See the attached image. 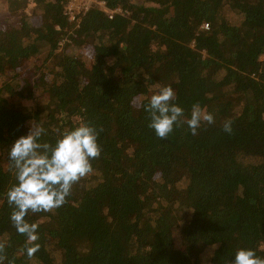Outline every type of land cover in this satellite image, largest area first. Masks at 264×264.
I'll return each instance as SVG.
<instances>
[{
  "label": "trees",
  "instance_id": "1",
  "mask_svg": "<svg viewBox=\"0 0 264 264\" xmlns=\"http://www.w3.org/2000/svg\"><path fill=\"white\" fill-rule=\"evenodd\" d=\"M35 2V15L0 25L4 264H231L240 248L264 258V0H105L122 9L114 18L95 4L75 19L67 0ZM79 47L92 48L90 65ZM168 85L181 121L199 103L215 122L158 138L136 101ZM81 120L100 132L101 155L66 204L26 216L39 226L29 259L6 198L10 146L32 121L55 143Z\"/></svg>",
  "mask_w": 264,
  "mask_h": 264
},
{
  "label": "clouds",
  "instance_id": "2",
  "mask_svg": "<svg viewBox=\"0 0 264 264\" xmlns=\"http://www.w3.org/2000/svg\"><path fill=\"white\" fill-rule=\"evenodd\" d=\"M176 92L171 85L161 86L151 95L148 103L136 101L150 115L148 127L160 139H167L178 123H187L191 134L196 135L202 124L210 125L215 117L199 103L191 108L190 118L181 121L185 109L173 103ZM60 133L55 143L42 142L45 129L36 121L30 122L29 131L10 146L8 159L15 170L17 183L6 193L12 208L10 220L18 234L25 236V252L29 259L39 250L38 225L26 220L31 213L54 212L67 203L73 186L94 172L92 161L99 158L102 147L100 132L86 121ZM102 131V130H101ZM223 131L233 132V121L223 124ZM6 260V242L0 241V264ZM11 264V262H10ZM231 264H264L251 248H240Z\"/></svg>",
  "mask_w": 264,
  "mask_h": 264
},
{
  "label": "rangeland",
  "instance_id": "3",
  "mask_svg": "<svg viewBox=\"0 0 264 264\" xmlns=\"http://www.w3.org/2000/svg\"><path fill=\"white\" fill-rule=\"evenodd\" d=\"M36 5L37 4L35 0H25L24 3L22 2L16 8V3H14L13 0H0V25L1 24L6 25L7 23L17 25L18 20L21 18V15L26 14L29 17L35 15V11L37 9ZM67 7H68V3L66 4V8ZM25 40L27 41V39H21L22 43ZM77 49H78L77 53L80 55V57H82V59L86 61L88 65H90L92 63V58H93V50H91L92 48L79 47ZM45 57H46L45 54H42L41 57L35 58L34 62H36L37 65H39L38 63L42 62L43 59H45ZM36 66L34 67L27 66L25 69V72L26 73L32 72V69L36 68ZM221 75H222V72H221ZM221 75L217 76V78L221 79L222 78ZM4 79H5L4 77L1 78V80H4ZM42 90H43L42 88L36 89V98L25 100L24 105L26 107H33L38 101L41 100L42 96L40 94L42 93ZM258 161L259 159L252 158V157L246 159V162H250V163H256ZM28 264H36V262L32 260Z\"/></svg>",
  "mask_w": 264,
  "mask_h": 264
},
{
  "label": "built area",
  "instance_id": "4",
  "mask_svg": "<svg viewBox=\"0 0 264 264\" xmlns=\"http://www.w3.org/2000/svg\"><path fill=\"white\" fill-rule=\"evenodd\" d=\"M68 1V14L71 16L70 18L75 19L77 13H86L90 10L92 5L98 4L103 11L108 13L110 18H114V14L117 11H121V8H118L117 10L109 9L107 6L105 0H67ZM208 27V24L205 25Z\"/></svg>",
  "mask_w": 264,
  "mask_h": 264
}]
</instances>
